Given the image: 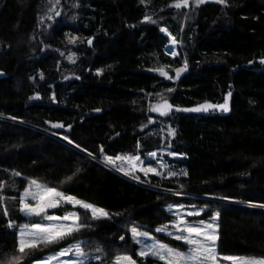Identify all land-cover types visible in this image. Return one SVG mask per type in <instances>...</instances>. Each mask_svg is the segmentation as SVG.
<instances>
[{
	"label": "trees",
	"instance_id": "16d2710c",
	"mask_svg": "<svg viewBox=\"0 0 264 264\" xmlns=\"http://www.w3.org/2000/svg\"><path fill=\"white\" fill-rule=\"evenodd\" d=\"M180 1L0 0V264L22 255L20 229L43 219L20 211L33 180L107 215L48 209L77 213L82 227L26 248L19 264L74 242L93 256L88 264H165L139 255L132 229L185 251L157 231L174 219L170 204L199 208L201 219L217 214L219 257H264V0L173 7ZM162 28L177 55L165 52ZM205 102L215 109L152 111ZM162 131L172 132L164 168L147 157ZM117 156L158 172L128 165L126 176L105 162Z\"/></svg>",
	"mask_w": 264,
	"mask_h": 264
},
{
	"label": "snow or ice",
	"instance_id": "6c2138e0",
	"mask_svg": "<svg viewBox=\"0 0 264 264\" xmlns=\"http://www.w3.org/2000/svg\"><path fill=\"white\" fill-rule=\"evenodd\" d=\"M59 2V0H57ZM197 4L204 3V0H196ZM220 3H224L225 0H218ZM187 7L188 0H181L175 4V7ZM59 15V13H57ZM91 44V41H89ZM175 55V53H172ZM264 62V61H262ZM179 71H182L179 70ZM179 71L177 74H179ZM161 74L163 75V71L161 70ZM212 107V105H204L198 109H191L192 111H200L207 110V108ZM224 111H228L227 100L225 104L220 106ZM170 108V105L167 103L153 107L152 111H159L160 115H166V111L164 109ZM60 125H53V127H59ZM169 134H172L170 131ZM103 151V149H101ZM91 155V153H89ZM153 155H155L153 153ZM135 159H139L136 157ZM117 160L132 162L131 157H121L117 156L115 160L111 157H105V162L108 164L115 165ZM124 171V169H120ZM145 172L153 171V169H144ZM174 174V173H173ZM15 175H19L16 173ZM125 175H128V172L125 171ZM32 185L35 186V191L26 190L23 197L20 199V211L24 213L26 216H36L41 217L47 221H71V223H50L48 225H42L39 223L32 225V231L28 232L27 235L32 237L31 240H26V233L24 231L21 232V237L19 241L18 251L22 254L21 256L14 257L9 264H19V261L23 258V254L25 253L26 248H35L37 244L41 243H58L60 240H63L65 237L71 235L72 233L79 231L82 225L78 223L79 216L77 213L73 212L69 215L65 216H57V215H47L46 212L50 208H55L59 204V200H64L66 202L73 203L74 205H79L80 207L90 210L93 219H98L101 216H106L107 213L101 209L94 207L91 204L81 202L79 200H74L71 196H65L61 192H58L52 188H46L38 184L35 180L31 182ZM31 198V200L35 201L34 204H29L26 201ZM59 198V200H57ZM193 213H189L192 215ZM195 215H199V213H194ZM5 215H7V211L5 210ZM217 216H213L210 222L201 221L200 226H185L181 227L180 225L185 224V221L178 218L177 224H174L173 227L180 233H187V235H178L174 238L177 240H183L185 244L189 245V250L187 253L182 251H177L175 249L169 248L164 244L154 245L153 246V255H157L159 259L164 260L165 264H216L218 260V253L216 248L217 241V225L216 220ZM9 226H12V223L9 222ZM27 228V226H25ZM164 229H157V231H163ZM133 237L137 236H147V233L137 232L136 228L132 229ZM123 239V237H122ZM69 250H65L59 253L60 256H64L68 254ZM75 253L77 257L84 256L85 254L81 251L79 246H76ZM142 256L146 255V252L140 253ZM129 257L124 256L120 257L117 260V264H120L121 261H129ZM223 260L230 261L231 264H264V260H257L254 258H244V257H232L225 256L222 257ZM82 264V262H81Z\"/></svg>",
	"mask_w": 264,
	"mask_h": 264
},
{
	"label": "rangeland",
	"instance_id": "374dc122",
	"mask_svg": "<svg viewBox=\"0 0 264 264\" xmlns=\"http://www.w3.org/2000/svg\"><path fill=\"white\" fill-rule=\"evenodd\" d=\"M162 30L165 31L163 28H162ZM165 32H167V31H165ZM171 138H172V134H169V132L167 133L165 131H162L161 134H157L151 139V142H150L151 148H150V151H149L147 157L149 160L154 161V163L156 165H159V167H161V168H164V166H165L164 156L165 155H168V156L173 155L171 148H170ZM153 153L155 155H153ZM121 157H124V156H121ZM131 158H132V162L117 160L116 162L118 164L115 162V166L117 168L116 170L118 172L124 174V175H125V171H127L129 174L130 171H129V168H127V166L129 165V167L133 168L136 171H140L143 174L157 173L158 172V169H156V167L153 164L143 163V162L141 163L137 159H135L136 158L135 156H133ZM113 160H115V158ZM125 164H127V165H125ZM120 169H124V171H121ZM144 169H153V171L145 172ZM29 189L32 191H35V186L31 184L28 187V189H26V190H29ZM25 191L23 192V195H24ZM23 195H22V197H23ZM57 200H59V198H57ZM26 202L29 204L35 203V201L31 200V198H29ZM62 203L73 204L70 202H66L64 200H59L58 205H60ZM166 209H168L171 213H173L174 219L167 226L159 227V229H164L163 230L164 232L171 234L173 236L187 235V233L178 232L176 230V228L173 227L174 224H177L178 218L185 221V224L180 225L181 227L191 226V225L202 227V225L200 224L201 221L210 222L213 216H217V214H214L211 218L201 219V218H199V215L202 212L201 209L195 208V207L182 206V205H178V204L167 205ZM70 213H73V212L66 213L62 216L69 215ZM189 213H193V214L189 215ZM194 213H199V215H195ZM47 215H49V214H47ZM36 223H39L42 225H48L50 223H71V221H47L45 219H42V221L40 220L39 222H36ZM36 223H34V224H36ZM215 223L218 226L217 220ZM32 225L27 226V228L24 226L20 229L19 241H20L22 231H24L26 233V240L32 239V237L30 235H27L28 232L32 231ZM137 232H140V231H137ZM136 241L139 244L138 253L140 256H142L140 254L141 252H146L147 254L142 256V257H150V258L157 259V260H160L163 263H165V261L159 259V257L157 255L152 254V251L154 250L153 249L154 245H159V244H164V243L160 242L159 240H157L155 237H153L150 234H147V236H137ZM79 245H80L79 243L74 242V243L62 248L58 252H52L50 254H47L46 256L41 258L40 260L34 262L33 264H81V262H82V264H88L87 262L89 260L93 259V256L85 254L84 256L77 257V255L75 253V248H76V246H79ZM164 245H166V244H164ZM166 246H168V245H166ZM169 248H171V247H169ZM216 248H217V241H216ZM172 249H174V248H172ZM65 250H69L68 254L64 255V256H60L59 253L62 251H65ZM188 250H189V245H187L186 250L182 251V252L187 253ZM177 251H180V250H177ZM121 257H124V256H121ZM232 257H244V258H254L257 260H264V257H261V256H232ZM118 258H120V257H118ZM118 258L111 264H117ZM120 264H136V263L130 258L129 261H121ZM216 264H231V262L227 261V260H223L222 257L218 256V260H217Z\"/></svg>",
	"mask_w": 264,
	"mask_h": 264
},
{
	"label": "water",
	"instance_id": "95a60500",
	"mask_svg": "<svg viewBox=\"0 0 264 264\" xmlns=\"http://www.w3.org/2000/svg\"><path fill=\"white\" fill-rule=\"evenodd\" d=\"M207 1L209 2V1H213V0H207ZM176 3H178V2H176ZM176 3H174L173 7H175V4ZM188 4H189V0H188ZM57 13L60 14V11H58ZM168 105H170V104H168ZM204 105H212V107L207 108V110H200V111H192L191 110V109L201 108V106H204ZM214 109H215V105L214 104L209 103V102H205V103H202V104H199V105H195V106H191V107H180V106L170 105V108L165 109V111H166L167 114H171V113H199V112H209V111H213ZM54 136H56L58 139H60V140H62L64 142L68 143V141H66L64 138H62L60 136H57V135H54ZM103 164H105V163H103ZM105 165L108 166V167H110L107 164H105ZM110 168H112V167H110Z\"/></svg>",
	"mask_w": 264,
	"mask_h": 264
},
{
	"label": "built area",
	"instance_id": "2783aa9c",
	"mask_svg": "<svg viewBox=\"0 0 264 264\" xmlns=\"http://www.w3.org/2000/svg\"><path fill=\"white\" fill-rule=\"evenodd\" d=\"M164 33L170 36V40L168 41V43L166 44V47H165V52L170 56L177 55L178 50H177V42H176L175 38L165 31H164ZM172 53H175V55H173Z\"/></svg>",
	"mask_w": 264,
	"mask_h": 264
},
{
	"label": "flooded vegetation",
	"instance_id": "af4514ba",
	"mask_svg": "<svg viewBox=\"0 0 264 264\" xmlns=\"http://www.w3.org/2000/svg\"><path fill=\"white\" fill-rule=\"evenodd\" d=\"M204 1H207V0H204Z\"/></svg>",
	"mask_w": 264,
	"mask_h": 264
}]
</instances>
